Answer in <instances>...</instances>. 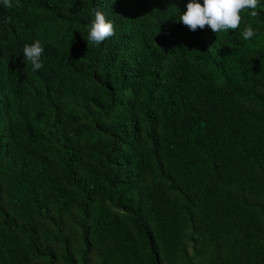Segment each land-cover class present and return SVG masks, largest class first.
Returning a JSON list of instances; mask_svg holds the SVG:
<instances>
[{
  "label": "trees",
  "instance_id": "trees-1",
  "mask_svg": "<svg viewBox=\"0 0 264 264\" xmlns=\"http://www.w3.org/2000/svg\"><path fill=\"white\" fill-rule=\"evenodd\" d=\"M12 3L0 264H264V0L218 35L188 0ZM97 10L115 35L88 47Z\"/></svg>",
  "mask_w": 264,
  "mask_h": 264
},
{
  "label": "clouds",
  "instance_id": "clouds-1",
  "mask_svg": "<svg viewBox=\"0 0 264 264\" xmlns=\"http://www.w3.org/2000/svg\"><path fill=\"white\" fill-rule=\"evenodd\" d=\"M113 3H115V0H113ZM3 5L12 8V0H3ZM257 5L258 0H203V3H201V0H188L186 11L181 13L177 20L191 31L202 30L207 27L218 35L239 29L242 22V13L244 12H248L250 17H256L258 15ZM114 35V24L107 20L101 11H95L94 19L89 26L86 37L88 47L92 45L99 46ZM256 35L257 32L251 24H248L242 31L244 40H249ZM23 53L26 62H31L33 71L43 67L41 56L44 53V47L40 40L26 44Z\"/></svg>",
  "mask_w": 264,
  "mask_h": 264
}]
</instances>
